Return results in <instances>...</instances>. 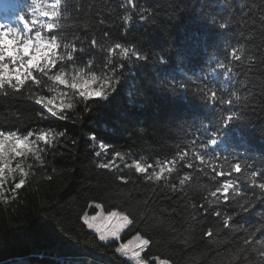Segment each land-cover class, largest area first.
Instances as JSON below:
<instances>
[{"label": "trees", "instance_id": "1", "mask_svg": "<svg viewBox=\"0 0 264 264\" xmlns=\"http://www.w3.org/2000/svg\"><path fill=\"white\" fill-rule=\"evenodd\" d=\"M7 1L15 10L3 11L0 19L10 15L16 23L27 4ZM62 13V26L55 33L62 46L84 49L77 51L75 62L64 63L69 73L83 69L111 75V68L105 67L106 49L116 42L134 45L147 60L113 57L121 80L117 93L110 103L91 105V111L70 90L46 78L44 85L29 83L20 94L10 88L0 90V130L66 133L50 137L47 145L41 142L43 165L29 159L26 164L32 167L26 185L0 199V262L26 257L28 264H134L115 249L119 241L141 233L152 241L145 257L149 260L264 264L259 255L264 251V231L254 232L264 224V192L248 178L252 171L264 172V0H134V6L128 0H62ZM140 15L147 19L141 22ZM126 16L131 17L130 24ZM210 20L227 21L229 26L221 30ZM232 48L241 56L239 61L229 56ZM161 57L167 64L160 63ZM211 57L213 65L221 61L232 68L226 82L216 81L218 95L232 103L217 102L206 108L198 77L210 66ZM90 59L91 69L87 68ZM173 77L188 85L187 94L171 90ZM61 92L69 93L65 100L75 105L65 111L63 120L32 98L35 94L59 98ZM229 111L242 118L230 128L228 154L251 167L232 174L241 189L239 195H230L228 203H209L216 199L210 193L218 182L228 177L212 179L211 169L194 158L200 148L192 140L203 131L202 123L215 127L218 117ZM100 144L108 150L101 151ZM186 148L188 156L180 161L179 154ZM116 152L123 159L115 158ZM110 160L114 166L99 167ZM135 161L152 167L146 174L136 173ZM173 162L175 170L170 175L159 181L148 178L162 164ZM188 162L193 168L184 167ZM218 163L224 164L223 159ZM185 174L191 178L180 185ZM259 182H264V176H258ZM245 199L254 205L247 212L238 206ZM91 203H98L105 212L122 211L134 223L119 241L101 242L80 219L85 212L95 213ZM215 211L222 213L221 218ZM226 214L235 217L242 231L223 227ZM208 229L214 233L211 238L203 235ZM245 238H253L247 248Z\"/></svg>", "mask_w": 264, "mask_h": 264}, {"label": "snow or ice", "instance_id": "2", "mask_svg": "<svg viewBox=\"0 0 264 264\" xmlns=\"http://www.w3.org/2000/svg\"><path fill=\"white\" fill-rule=\"evenodd\" d=\"M134 6V0H128ZM27 4L26 13L21 12L16 17V24L0 23V90L12 89L16 94H20L24 87L31 83L40 87L47 81H51L54 85L70 90V94L74 97H79L80 102L85 105V109L91 111V105L100 104L101 102L110 103V98H114L117 93V87L121 83L119 77L116 76V67L113 62V57H120L122 60L135 58L137 61L147 60L146 55H141L135 50L133 45L131 48L124 43L116 42L113 46L108 47L107 62L105 67L111 68V75H97L95 72H86L81 69L75 73H69L63 67L65 62H75L77 51L83 52L84 49H77L75 44L69 46L67 43L61 44V39L55 33L61 28L60 21L63 18L62 0H30ZM147 19L145 15H140L139 20L144 22ZM126 23L131 22V17H124ZM213 26L223 30L227 28L228 22L208 21ZM48 33H52L48 35ZM5 38L12 41L11 44L4 43ZM97 41L93 39L91 45L95 47ZM64 49L62 51L61 49ZM70 47V50H68ZM229 56L239 61L240 55H237V49L232 48ZM209 59V67L198 77L201 82V87L198 91L202 94L205 101V107L211 108L217 102L231 104V100L225 101L218 95L216 81L221 78L227 81L230 78L232 68L221 61H216L213 65V60ZM161 64H167V59L161 57ZM60 65V67H57ZM119 69L123 70L124 64L118 65ZM87 68H92V60L87 63ZM227 69V70H225ZM170 88L173 92L187 94L188 85L183 82H177L173 77L170 81ZM226 91V89H222ZM69 93L61 92L59 98L48 97L45 95L35 94L32 98L35 103L41 105L44 110L51 116L59 119H67L66 110H73L74 103L66 102L65 97ZM131 95V93H129ZM236 100L240 97L233 93ZM237 112L229 111L227 114L218 117V124L215 127L208 123H202L203 131H198L196 137L193 138L192 144L199 145L200 151L194 153V158L201 165H207L211 172L214 173L212 179L217 177H228L222 182H218V186L210 193L211 197L216 198L209 203H218L223 201L229 202V196L232 194L239 195L241 189L237 185L235 179L231 178L233 173L240 174L246 167H251L246 160L238 157H231L228 154L227 143L230 138V128L234 121L240 119ZM66 133H53L51 131L27 132L26 134L18 133L17 131L0 130V199L8 198V194H16L27 183L31 164H26L29 159H32L43 165L42 149L40 143L45 145L51 142L50 137L55 139L56 135L63 137ZM202 137V138H201ZM93 139H95L93 137ZM101 151H107V146L99 145ZM101 151L96 152L97 156L101 155ZM188 156L187 148L179 154V160L184 161ZM115 158L123 159L120 152L114 154ZM223 159L224 164H228L227 170L224 164L218 163ZM234 160L235 162H231ZM115 161H109L100 164L99 167L108 169L114 166ZM152 165H142L141 162H134L136 173L146 174ZM185 168H193L191 162L185 163ZM219 168V170H217ZM175 170V163L160 167L159 171L148 176L159 181L165 175H170ZM199 170V169H198ZM208 175V173H205ZM258 176H264V172L252 171L249 174L251 184L258 187L264 192V182L257 183ZM191 178L190 174H185L180 180V185H184ZM50 179V178H49ZM15 199V195H12ZM243 198V197H242ZM264 202V201H262ZM241 211L247 212L254 205L251 200L245 199V202L238 205ZM100 209L99 204L94 206ZM203 208L204 205H201ZM214 215L219 219L222 216L220 211H215ZM80 219L88 229L94 230L99 235L100 241H108L110 238L119 240L121 234L134 223L129 215L122 211H109L106 215L100 210L96 215L90 216L85 212ZM222 225L225 229L242 231L238 222L232 214L223 216ZM234 225H236L234 229ZM264 231V224L256 227L254 232ZM204 236L211 238L214 233L212 229H208L203 233ZM253 243V238H245L243 245L245 248ZM152 241L146 238L143 234L137 233L132 239L126 243H121L115 249L116 252L123 255L131 253V258L135 259L136 264H169L167 259L153 257L151 260L146 259L150 251ZM259 255L264 257V251Z\"/></svg>", "mask_w": 264, "mask_h": 264}, {"label": "rangeland", "instance_id": "3", "mask_svg": "<svg viewBox=\"0 0 264 264\" xmlns=\"http://www.w3.org/2000/svg\"><path fill=\"white\" fill-rule=\"evenodd\" d=\"M5 6V7H4ZM0 7L1 8H6L7 6H6V4L5 3H3L1 0H0ZM2 23H6V24H13V25H15L16 23H13L12 21L10 22V21H2ZM110 161H112V160H110ZM109 162V161H108ZM115 164V163H114ZM98 203H91V206L92 207H94L95 205H97ZM96 209V208H95ZM100 210H102V208H100V209H96V211H95V213H92V214H90V213H88L90 216H92V215H96L97 214V211H100ZM103 211V210H102ZM113 211V210H112ZM104 213H105V215L108 213V212H105V211H103ZM90 230H92V229H90ZM92 231H94V230H92ZM95 232V231H94ZM96 233V232H95ZM97 234V233H96ZM97 236H98V238H99V235L97 234ZM135 236V235H134ZM133 236V237H134ZM133 237H131L130 239H132ZM129 240V239H128ZM127 240V241H128ZM111 241H119V240H116V239H113V238H110L108 241H101V242H104V243H106V242H111ZM127 241H125V242H120L119 241V244H121V243H126ZM119 246V245H118ZM119 255H121V256H123V257H125V258H127L128 260H130V261H132L134 264H136V261H135V259H133V258H131V253H129L128 255H123V254H121V253H118ZM0 264H28V258H26V257H20V258H15V259H10V260H6V261H4V262H0Z\"/></svg>", "mask_w": 264, "mask_h": 264}, {"label": "clouds", "instance_id": "4", "mask_svg": "<svg viewBox=\"0 0 264 264\" xmlns=\"http://www.w3.org/2000/svg\"><path fill=\"white\" fill-rule=\"evenodd\" d=\"M4 43H6V44H11L12 41H9V40H7V38H5Z\"/></svg>", "mask_w": 264, "mask_h": 264}]
</instances>
